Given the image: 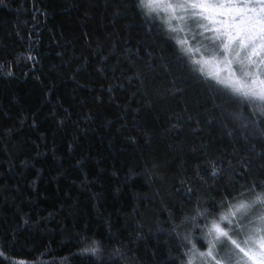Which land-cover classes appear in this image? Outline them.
<instances>
[{
    "label": "trees",
    "instance_id": "1",
    "mask_svg": "<svg viewBox=\"0 0 264 264\" xmlns=\"http://www.w3.org/2000/svg\"><path fill=\"white\" fill-rule=\"evenodd\" d=\"M136 4H0V264H173L169 211L264 180V117ZM92 239L99 258L81 252Z\"/></svg>",
    "mask_w": 264,
    "mask_h": 264
},
{
    "label": "snow or ice",
    "instance_id": "2",
    "mask_svg": "<svg viewBox=\"0 0 264 264\" xmlns=\"http://www.w3.org/2000/svg\"><path fill=\"white\" fill-rule=\"evenodd\" d=\"M136 7L146 21L158 22L194 73L205 82L211 77L218 92L264 117V0H137ZM207 66L215 70L205 72ZM231 116L245 129L256 122L242 111ZM206 203L197 198L192 214L184 212L179 223L168 212L171 227L165 231L179 249L174 256L169 250L173 264H264V180L231 198L213 199L212 207ZM196 230L203 249L193 238ZM84 244L82 253L99 258V241Z\"/></svg>",
    "mask_w": 264,
    "mask_h": 264
},
{
    "label": "rangeland",
    "instance_id": "3",
    "mask_svg": "<svg viewBox=\"0 0 264 264\" xmlns=\"http://www.w3.org/2000/svg\"><path fill=\"white\" fill-rule=\"evenodd\" d=\"M215 69L212 66H207L205 68V72H210V71H214Z\"/></svg>",
    "mask_w": 264,
    "mask_h": 264
}]
</instances>
